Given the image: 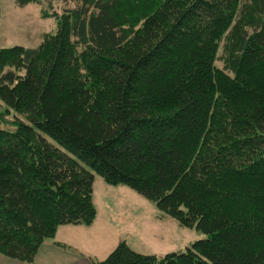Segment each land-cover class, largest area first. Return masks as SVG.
I'll use <instances>...</instances> for the list:
<instances>
[{
    "label": "trees",
    "instance_id": "obj_1",
    "mask_svg": "<svg viewBox=\"0 0 264 264\" xmlns=\"http://www.w3.org/2000/svg\"><path fill=\"white\" fill-rule=\"evenodd\" d=\"M64 3L48 45L0 49V254L90 225L97 173L205 236L93 264H264V0Z\"/></svg>",
    "mask_w": 264,
    "mask_h": 264
},
{
    "label": "rangeland",
    "instance_id": "obj_2",
    "mask_svg": "<svg viewBox=\"0 0 264 264\" xmlns=\"http://www.w3.org/2000/svg\"><path fill=\"white\" fill-rule=\"evenodd\" d=\"M50 2L49 9L48 0L23 7L16 0H0V49L16 45L36 47L41 42L48 45L46 38L56 32L58 22L54 17H43L42 11L55 9L61 13L65 5L64 0ZM15 114L1 106L0 128L13 129ZM93 204L96 209L93 225L66 224L62 227L65 230L59 231L60 225L53 237L86 252L92 264L93 260L104 259L122 241L137 252L161 256L185 251L186 246L205 236L195 227L164 214L127 185L108 183L97 173H94Z\"/></svg>",
    "mask_w": 264,
    "mask_h": 264
},
{
    "label": "crops",
    "instance_id": "obj_3",
    "mask_svg": "<svg viewBox=\"0 0 264 264\" xmlns=\"http://www.w3.org/2000/svg\"><path fill=\"white\" fill-rule=\"evenodd\" d=\"M64 226L61 225L58 228L59 231L60 229L65 230V228H62ZM89 259L91 257L86 252L73 248L60 239L55 238H49L43 241L33 262H22L0 254V264H92Z\"/></svg>",
    "mask_w": 264,
    "mask_h": 264
}]
</instances>
